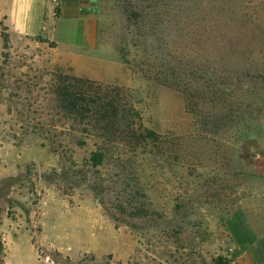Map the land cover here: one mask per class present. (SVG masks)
<instances>
[{"label": "rangeland", "instance_id": "374dc122", "mask_svg": "<svg viewBox=\"0 0 264 264\" xmlns=\"http://www.w3.org/2000/svg\"><path fill=\"white\" fill-rule=\"evenodd\" d=\"M9 2L0 264H239L235 213L264 232V0H46L44 25L74 44L53 29L13 34ZM73 57L93 77L75 74ZM65 87L114 98L137 123L112 132L102 166L91 156L106 137L62 106ZM132 127L159 138L129 152ZM127 183L159 213L125 211Z\"/></svg>", "mask_w": 264, "mask_h": 264}, {"label": "trees", "instance_id": "16d2710c", "mask_svg": "<svg viewBox=\"0 0 264 264\" xmlns=\"http://www.w3.org/2000/svg\"><path fill=\"white\" fill-rule=\"evenodd\" d=\"M79 91L80 92L76 93L70 91L66 87L60 88L59 96L61 98V103L67 110L76 111L82 115L88 113L89 115H84L88 119L89 123L87 124H92L95 128L101 129L100 131L104 134L106 139H99L96 141V149L92 151L91 161L94 167L102 166L109 157L106 147L108 144L106 142L107 139L113 140L111 138L112 132L116 133L122 126L137 125V123L134 121L135 119L131 121L130 111L127 113L119 109L116 99L106 96L103 99L99 98L97 99L98 101H95L91 95L81 90ZM136 115L138 118H141L139 113H136ZM131 130V135L127 137L128 139H126L125 145L123 146L127 148L129 152H136L140 149L138 143L142 138H150L151 140H157L159 138V135L155 131L149 129H147L145 133L133 132V127ZM123 134L124 133H122V135ZM123 190V198H117V201L125 211H129L133 216L142 213H159V211L155 209V204L151 201V193L143 185L136 186L134 189L130 183H127ZM136 197H144L148 201H138ZM175 206L178 209H182L185 207V204L181 205L177 203ZM160 207L163 206L160 205ZM229 262V259L220 256L217 264H229Z\"/></svg>", "mask_w": 264, "mask_h": 264}, {"label": "crops", "instance_id": "0c3cea01", "mask_svg": "<svg viewBox=\"0 0 264 264\" xmlns=\"http://www.w3.org/2000/svg\"><path fill=\"white\" fill-rule=\"evenodd\" d=\"M8 9L9 12L5 14L8 16V26L13 34L18 36H39L45 30L53 29L54 34L55 30H57L59 40L64 38L68 43L73 42L68 37L69 33H67L68 38L61 37L60 32L62 29L59 25L58 29H56V25H44L45 9H48L46 0H10ZM84 26L88 28V25ZM90 26L93 29V39L95 37L96 43L99 25ZM71 61L75 74L93 77L84 73V60L80 62L79 58L73 57ZM93 61L96 64L102 63L104 65L103 61L99 59ZM233 218L237 223H235L237 231L240 233L238 237H242L236 239V241H239L238 245L240 247L239 264H264V232L258 231L257 226L251 223L249 216L245 213L236 212Z\"/></svg>", "mask_w": 264, "mask_h": 264}]
</instances>
